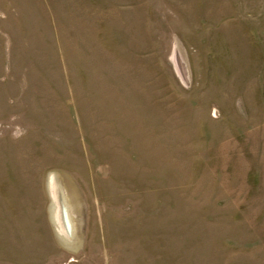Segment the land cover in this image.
<instances>
[{
  "label": "rangeland",
  "instance_id": "374dc122",
  "mask_svg": "<svg viewBox=\"0 0 264 264\" xmlns=\"http://www.w3.org/2000/svg\"><path fill=\"white\" fill-rule=\"evenodd\" d=\"M0 264H264V0H0Z\"/></svg>",
  "mask_w": 264,
  "mask_h": 264
}]
</instances>
